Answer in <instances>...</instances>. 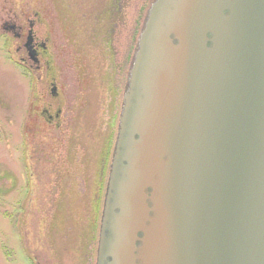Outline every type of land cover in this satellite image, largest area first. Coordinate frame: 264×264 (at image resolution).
<instances>
[{"label": "water", "instance_id": "water-1", "mask_svg": "<svg viewBox=\"0 0 264 264\" xmlns=\"http://www.w3.org/2000/svg\"><path fill=\"white\" fill-rule=\"evenodd\" d=\"M94 264H264V0L150 4Z\"/></svg>", "mask_w": 264, "mask_h": 264}, {"label": "rangeland", "instance_id": "rangeland-1", "mask_svg": "<svg viewBox=\"0 0 264 264\" xmlns=\"http://www.w3.org/2000/svg\"><path fill=\"white\" fill-rule=\"evenodd\" d=\"M152 2L0 0V264H94L120 64L127 53L130 66ZM6 19L24 30L33 20L47 39L56 96L45 89L43 56L38 70L20 63L25 36L3 31ZM49 103L54 121L43 114Z\"/></svg>", "mask_w": 264, "mask_h": 264}, {"label": "flooded vegetation", "instance_id": "flooded-vegetation-1", "mask_svg": "<svg viewBox=\"0 0 264 264\" xmlns=\"http://www.w3.org/2000/svg\"><path fill=\"white\" fill-rule=\"evenodd\" d=\"M34 27H35V22L30 19L27 21V27L25 30L22 25L16 24L14 19H6L2 21V30L10 33L14 39L20 40L22 39V36H25L24 42L22 43V45H18L16 48V52H20L21 48L23 49L24 55L19 58V61L22 65H24L25 67L29 69L33 68L34 70H38L40 67V63H41V57L43 56V79H44L43 81L45 82V85H46L45 89L47 88L49 89L48 92L50 93L51 96H56L57 95V90H56L57 87L55 83L56 81L53 77L47 80L48 77L46 76V73L49 71V68H50L49 62H48L49 61L48 42L46 38L40 39V37H38V35L36 34L34 30ZM29 37H30V40H29L28 46H26L27 38ZM129 67H128L127 53H124V57L120 64L119 73L121 74H120L119 88L118 90H116L117 98L114 103L115 107L119 110L118 117L120 113L123 94L127 86V77H128ZM52 107H53L52 104L49 103L48 106L43 109V114L46 116L47 121H54L55 119L58 118V113H57L58 110L56 111L54 115L50 114L49 109ZM118 117H117V120H118ZM108 168H109V165H108Z\"/></svg>", "mask_w": 264, "mask_h": 264}, {"label": "trees", "instance_id": "trees-1", "mask_svg": "<svg viewBox=\"0 0 264 264\" xmlns=\"http://www.w3.org/2000/svg\"><path fill=\"white\" fill-rule=\"evenodd\" d=\"M109 147H107V149H105L106 150L105 151V158H104L103 163H102L101 172H100V174H98L99 178H103V176L107 173L106 166H107L108 160L110 159V157H109V154H110ZM97 190H98V195H97L96 201L94 203V210L96 212H98L99 210L101 211V207H102V202L100 201V192H101L102 189L99 187ZM100 202H101V205H100Z\"/></svg>", "mask_w": 264, "mask_h": 264}]
</instances>
